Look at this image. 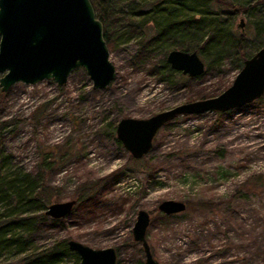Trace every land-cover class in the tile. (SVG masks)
Masks as SVG:
<instances>
[{"label": "rangeland", "instance_id": "rangeland-1", "mask_svg": "<svg viewBox=\"0 0 264 264\" xmlns=\"http://www.w3.org/2000/svg\"><path fill=\"white\" fill-rule=\"evenodd\" d=\"M220 19L255 51L253 17L225 12ZM114 30L108 58L115 74L106 88L92 89L76 68L61 86L43 79L15 82L3 92L2 149L12 167L52 166L45 176L56 194L51 202L75 199L77 188L92 184L104 189L93 214L74 212L61 226L35 232L32 248L73 239L112 247L119 264L143 263L131 236L143 209L149 214L145 240L158 264H264L263 96L223 113L177 115L157 130L149 151L133 159L114 142V130H107L112 123L217 95L238 70L223 59L201 79L182 75L186 82L175 78L168 85L130 65L138 37L121 25ZM166 199L184 202L185 210L163 217L156 207ZM63 260L72 263L71 255Z\"/></svg>", "mask_w": 264, "mask_h": 264}, {"label": "water", "instance_id": "water-1", "mask_svg": "<svg viewBox=\"0 0 264 264\" xmlns=\"http://www.w3.org/2000/svg\"><path fill=\"white\" fill-rule=\"evenodd\" d=\"M241 24V23H240ZM102 36V24L89 0H0V91L11 84H35L52 79L66 82L70 71L81 68L92 89L106 88L115 74ZM169 67L182 75L195 77L204 70L196 51L170 49L165 55ZM264 93V46L245 58L230 84L217 95L187 101L159 111L147 118L122 117L114 127L115 138L133 159L151 148L157 130L177 115L226 112L261 97ZM75 201L49 203L44 213L50 218L64 217ZM157 210L172 215L185 210L177 200H162ZM149 214L136 212L132 239L140 244L143 263L158 264L145 240ZM67 248L78 257V264H115L112 247L91 248L73 239Z\"/></svg>", "mask_w": 264, "mask_h": 264}, {"label": "trees", "instance_id": "trees-1", "mask_svg": "<svg viewBox=\"0 0 264 264\" xmlns=\"http://www.w3.org/2000/svg\"><path fill=\"white\" fill-rule=\"evenodd\" d=\"M89 1L96 18L102 24V36L108 52L114 46V29L123 26L129 36L138 37L137 47L129 58L130 65L145 70L157 81L168 85H172L175 78L184 82L188 79L171 69L165 61V55L170 49L196 51L202 57L204 70L195 76L197 80L215 67L219 69L223 59L229 61L230 69L239 70L243 60L255 52L245 49L241 33L235 35L221 25L222 13H244L253 17L257 37L255 50L264 46V0ZM212 96L215 94L212 93ZM262 96L264 98V93ZM3 97L4 93L0 91V102ZM207 97L204 95L197 98ZM190 100L193 99H187ZM3 124L0 122V259H7L3 264H66L64 257L71 255V264H78V257L66 246L67 239H58L50 246L36 250L32 248L31 235L61 226L62 219L74 212L93 214L100 201L98 196L104 189L99 191L101 186L97 184L77 188L72 209L64 217H48L44 210L51 203L53 195H56L54 189L45 183V176L52 170V166L39 164L33 172L12 167L10 156L2 149ZM114 127L112 123L111 129L107 130L113 131ZM113 140L121 147L115 136ZM115 264L119 263L115 260ZM137 264L144 263L139 260Z\"/></svg>", "mask_w": 264, "mask_h": 264}, {"label": "flooded vegetation", "instance_id": "flooded-vegetation-1", "mask_svg": "<svg viewBox=\"0 0 264 264\" xmlns=\"http://www.w3.org/2000/svg\"><path fill=\"white\" fill-rule=\"evenodd\" d=\"M242 34V33H241Z\"/></svg>", "mask_w": 264, "mask_h": 264}]
</instances>
